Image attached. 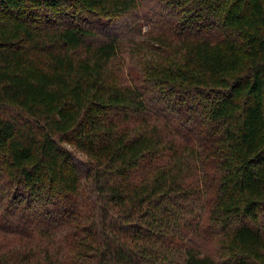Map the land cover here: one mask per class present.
Listing matches in <instances>:
<instances>
[{"label":"trees","instance_id":"1","mask_svg":"<svg viewBox=\"0 0 264 264\" xmlns=\"http://www.w3.org/2000/svg\"><path fill=\"white\" fill-rule=\"evenodd\" d=\"M0 264H264V0H0Z\"/></svg>","mask_w":264,"mask_h":264},{"label":"rangeland","instance_id":"2","mask_svg":"<svg viewBox=\"0 0 264 264\" xmlns=\"http://www.w3.org/2000/svg\"><path fill=\"white\" fill-rule=\"evenodd\" d=\"M147 29H148V25L147 24H144L143 26H142V31L144 32V31H147ZM207 247H209L208 245H207Z\"/></svg>","mask_w":264,"mask_h":264}]
</instances>
